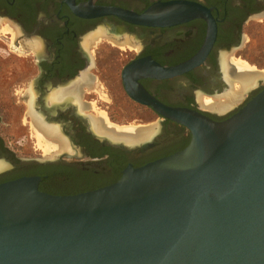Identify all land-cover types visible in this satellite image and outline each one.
Returning a JSON list of instances; mask_svg holds the SVG:
<instances>
[{
	"label": "flooded vegetation",
	"instance_id": "1",
	"mask_svg": "<svg viewBox=\"0 0 264 264\" xmlns=\"http://www.w3.org/2000/svg\"><path fill=\"white\" fill-rule=\"evenodd\" d=\"M182 2L194 7V15L167 25L119 16L157 13V5ZM212 28L207 52L190 69L135 77L145 65L173 66L196 57ZM255 39L264 40V0H0V184L37 177L39 190L77 193L116 181L128 166L181 150L190 130L144 100L214 120L229 117L264 81L249 86L225 109L200 98L229 90L232 77L227 81L224 62L233 76L239 66L228 59L230 53ZM93 102L109 112L110 123L113 112L131 111L135 117L123 114L119 120L148 121L154 131L137 143L115 144L94 130L98 118L85 110ZM25 109L30 149L40 150L36 130L41 125L45 152H18L14 116Z\"/></svg>",
	"mask_w": 264,
	"mask_h": 264
},
{
	"label": "water",
	"instance_id": "2",
	"mask_svg": "<svg viewBox=\"0 0 264 264\" xmlns=\"http://www.w3.org/2000/svg\"><path fill=\"white\" fill-rule=\"evenodd\" d=\"M155 8L119 16L167 25L194 15L183 2ZM213 37L196 57L135 77L190 69ZM144 102L185 125L188 144L92 190L52 194L37 177L0 184V264H264V85L223 120Z\"/></svg>",
	"mask_w": 264,
	"mask_h": 264
},
{
	"label": "bare ground",
	"instance_id": "3",
	"mask_svg": "<svg viewBox=\"0 0 264 264\" xmlns=\"http://www.w3.org/2000/svg\"><path fill=\"white\" fill-rule=\"evenodd\" d=\"M237 65L239 67L238 69L235 70V73L232 76L229 74L227 62L226 61L224 62L223 71L225 72V77H227V81L230 76L232 77L230 88L229 90H227L225 93L221 95H217L213 97L211 96L205 99L200 98V100L203 103H205V105H212L218 109H225L231 103L233 99L235 100L249 86L255 84L258 78L264 79V69L258 70L256 69L255 66H251L247 64L246 62L237 64ZM234 81L236 83H239L238 87H233ZM37 126L39 127L38 130H40L39 133L40 132L42 133V130H44V128L40 127L41 125L40 126L37 125ZM92 126L97 133H100L101 135L104 134V136L106 135L108 138L114 141H122L127 144L137 143L139 141L145 140L149 138L152 132L154 131L153 125H145V126L137 125L136 126V125L130 124V125L117 126L113 123L106 122V121L103 123L99 118L92 122ZM41 133L39 134V137L42 136ZM46 133L48 132H45V134ZM38 141L40 144L42 140H38Z\"/></svg>",
	"mask_w": 264,
	"mask_h": 264
},
{
	"label": "rangeland",
	"instance_id": "4",
	"mask_svg": "<svg viewBox=\"0 0 264 264\" xmlns=\"http://www.w3.org/2000/svg\"><path fill=\"white\" fill-rule=\"evenodd\" d=\"M231 55L228 57V59L230 61H233L236 65L237 64H241V63H248L251 66H255L256 69L258 70H262L264 69V40L262 41H258V39L253 40V42L244 47V49L238 51L237 53L233 54L232 52L230 53ZM235 82V81H234ZM233 82V87H238L239 83H234ZM102 97L105 98V96L101 95ZM99 103L97 102H93L90 104V106L92 107H87L85 110L88 113H91L94 117L99 118V119H105V121L108 120L107 115L109 114L106 113L103 109V107L98 108ZM27 110L25 109L24 112L21 113L20 110L16 111L15 116H14V131L16 132V134L19 135L20 138V143L18 144L19 147H21L18 152L20 154H33V152H37V151H41V152H45L47 149L46 143H44L42 137H39V132H36L37 135V140H36V147H39L40 150H31L30 149V143L28 141V132H27V116H26ZM113 114V118L110 119L111 122H113V124L117 125V126H121V125H135L136 123L139 125H148L147 122L148 121H130V123L124 122L122 120H119L118 117L122 116L123 114H127L129 116H131L130 118L135 117V113L134 112H123V111H115L112 113ZM102 117V118H101ZM107 119V120H106ZM144 120H147L146 118ZM108 122V121H107ZM38 140H42L39 144Z\"/></svg>",
	"mask_w": 264,
	"mask_h": 264
},
{
	"label": "trees",
	"instance_id": "5",
	"mask_svg": "<svg viewBox=\"0 0 264 264\" xmlns=\"http://www.w3.org/2000/svg\"><path fill=\"white\" fill-rule=\"evenodd\" d=\"M72 194V193H71Z\"/></svg>",
	"mask_w": 264,
	"mask_h": 264
}]
</instances>
